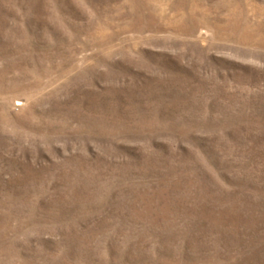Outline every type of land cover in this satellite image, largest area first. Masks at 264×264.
I'll return each mask as SVG.
<instances>
[{
	"label": "rangeland",
	"instance_id": "1",
	"mask_svg": "<svg viewBox=\"0 0 264 264\" xmlns=\"http://www.w3.org/2000/svg\"><path fill=\"white\" fill-rule=\"evenodd\" d=\"M0 264H264V0H0Z\"/></svg>",
	"mask_w": 264,
	"mask_h": 264
}]
</instances>
